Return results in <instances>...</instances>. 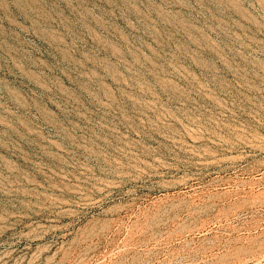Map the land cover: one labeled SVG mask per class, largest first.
<instances>
[{
    "label": "rangeland",
    "instance_id": "rangeland-1",
    "mask_svg": "<svg viewBox=\"0 0 264 264\" xmlns=\"http://www.w3.org/2000/svg\"><path fill=\"white\" fill-rule=\"evenodd\" d=\"M0 264H264V0H0Z\"/></svg>",
    "mask_w": 264,
    "mask_h": 264
},
{
    "label": "bare ground",
    "instance_id": "bare-ground-1",
    "mask_svg": "<svg viewBox=\"0 0 264 264\" xmlns=\"http://www.w3.org/2000/svg\"><path fill=\"white\" fill-rule=\"evenodd\" d=\"M240 158H242V157H240ZM240 160H241V159H240ZM244 160H245V159H244ZM233 161H234V160H233ZM242 161H243V160H242ZM236 162H237V161H236ZM240 162H241V161H240ZM226 183H228V182L226 181ZM224 184H225V183H224ZM223 186H224V185H223ZM227 191H228V190H227ZM227 191H226V192H227ZM228 192H229V191H228ZM232 193H233V192H232ZM228 194H229V193H228ZM228 194H227V195H228Z\"/></svg>",
    "mask_w": 264,
    "mask_h": 264
}]
</instances>
